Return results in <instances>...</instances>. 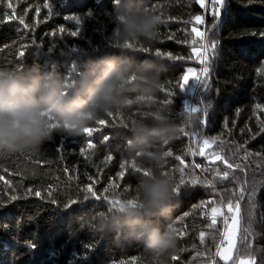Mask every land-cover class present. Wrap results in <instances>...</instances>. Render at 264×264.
<instances>
[{
	"label": "trees",
	"instance_id": "1",
	"mask_svg": "<svg viewBox=\"0 0 264 264\" xmlns=\"http://www.w3.org/2000/svg\"><path fill=\"white\" fill-rule=\"evenodd\" d=\"M206 1L202 7L200 0H146L162 18L159 34L154 42L135 44V49L147 48L148 53H129L140 62L160 51L163 55L159 58L167 67L159 100L167 101L182 132L163 146L171 153L163 171L171 172L179 183V169L183 168L186 181L198 177L215 185L181 186L170 217L177 229V245L167 264L217 261L225 227L222 217L213 228L208 227L211 207L229 202L235 205V193L241 186L246 192L241 201L237 254L248 257L250 252L256 264H264V0H225L222 6ZM117 6L115 0H0V68L26 70L36 66L41 72L52 71L72 79L91 59L121 55L110 38ZM216 7L220 8L219 17L214 16ZM196 16L204 23H198ZM196 27L206 34L205 40L192 31ZM73 31L78 34L70 35ZM213 42L215 51L211 47L208 50V88L194 79L180 89L189 68L201 75L205 66L201 63L202 45ZM192 85L196 89L189 92ZM191 107L199 111L190 113ZM137 115L134 107L107 116L105 126L93 122L90 127L99 130L91 137L96 147L89 150L91 160L87 162L79 152L87 146L85 133L54 132L40 146L23 152H0V264H156L143 245H118L111 236L99 233L93 222L101 209H94L99 202L84 199L89 195L85 192L89 185L109 199L114 193L128 198L134 194L141 176L128 165L135 161L138 167H148L132 153L126 144L127 133L118 132L116 125L121 121L127 124ZM104 136L109 137L107 142ZM205 139H215L216 143L204 148ZM201 148L207 153L219 152L241 168L227 169L220 161L213 164L208 157L194 155ZM109 155L112 160L106 161ZM125 162V169H120ZM217 170H227L231 175L220 180L215 175ZM120 171L125 172L124 177L119 176ZM29 189L33 193L25 195ZM35 191L41 196H35ZM253 192L254 208L248 199ZM13 195L16 200H11ZM250 211L254 214L252 234L244 242L243 229L249 225ZM166 222L160 220L161 224ZM201 232L205 233L203 242ZM246 243L250 249H245Z\"/></svg>",
	"mask_w": 264,
	"mask_h": 264
},
{
	"label": "clouds",
	"instance_id": "2",
	"mask_svg": "<svg viewBox=\"0 0 264 264\" xmlns=\"http://www.w3.org/2000/svg\"><path fill=\"white\" fill-rule=\"evenodd\" d=\"M117 5L110 38L121 55L91 59L72 79L36 66L0 68V152L40 146L54 132L81 135L110 113L135 107L137 117L116 128L127 133L126 144L146 163L147 175L138 179L131 198L114 193L112 199L119 197L120 203L97 210L93 222L114 243L141 244L156 264H167L177 245L170 217L180 191L173 174L163 171L168 157L163 146L182 129L167 102L159 100L166 65L157 56L137 62L129 55L137 42L157 39L162 18L146 0H117ZM161 219L169 222L161 224Z\"/></svg>",
	"mask_w": 264,
	"mask_h": 264
},
{
	"label": "snow or ice",
	"instance_id": "3",
	"mask_svg": "<svg viewBox=\"0 0 264 264\" xmlns=\"http://www.w3.org/2000/svg\"><path fill=\"white\" fill-rule=\"evenodd\" d=\"M116 4H117V0H115ZM201 6L203 7L204 4V0H200ZM214 5H223L225 3V0H213ZM10 6V5H9ZM220 8L216 7L214 10V16L215 17H219L220 16ZM195 20L200 23L203 24L204 20L201 16H196ZM76 22L77 24H79V19L76 18ZM21 24H23V20L20 21ZM25 28L28 27V25H24ZM61 31H64L63 29H61ZM193 32H195V35L200 39V40H205L206 34L204 32H200L198 30H196L195 28L192 30ZM77 31H73L70 33V35L75 36L77 35ZM255 35V34H253ZM262 36H264V33H261ZM193 43H195V41H193ZM130 48L133 47L131 44L128 45ZM202 47L204 48V52L200 53V55L203 57V59H201V63L205 64V66L201 69V75H192L191 77H189L188 75H185L183 77V83L179 84V88L183 89L185 87V85L189 82L190 79H196L199 80L203 83V86L205 89L208 88V83L206 80V77L209 73V68L207 67V61H208V50L209 47H211V49L213 50V52L216 49V44L213 42L210 45L208 43H205L202 45ZM134 51H142L145 53H148L150 50L147 48H139V49H135ZM21 57H23L24 52L20 53ZM163 54L160 51H156L155 52V56L160 57ZM169 59L172 60H176L179 59V57H173V56H169ZM264 71V70H262ZM189 73H193L194 69L189 68L188 69ZM167 102V101H166ZM257 108L260 107V105L256 106ZM199 109L196 107H191L189 109L190 113H196L198 112ZM113 113H110L108 115V117H112ZM96 123H98L101 126H105L107 124V121L104 120H99L96 121ZM121 124H123V121H121ZM115 127V126H114ZM99 129H94L92 127L86 128L84 130V133L86 134L87 137H89V139L87 140V146L86 147H81L79 149V152L81 154V156L85 159V161H90L91 160V155L89 153L90 149H94L96 147V145L93 143V140L91 139V137L93 136L94 131H98ZM185 135H187V133H185ZM104 141L107 142L109 140L108 136H104L103 137ZM216 143L215 139L212 140H208L205 139L203 140V145L204 148H210L213 144ZM204 148H201V150L199 151V153H194V155H199L201 157H208L210 163H215L217 161L222 162L227 169H240L241 165L240 164H232L229 163V161L223 156L221 155L219 152H213V153H207L205 152ZM191 151V149H190ZM139 155V154H138ZM168 156H171V153L168 152ZM247 158V157H245ZM112 160V156H107L106 157V161H111ZM181 164H183V161L181 160ZM120 169H125L126 167V162L125 163H121L119 165ZM128 167L130 168V170L135 173L138 174L140 176L143 175H147V170H145L144 168L138 167L136 162L133 161L130 165H128ZM195 167L199 168L200 165L196 164ZM180 173H181V177L179 180V183L177 185V190L181 191V186L185 185V184H192V185H197V184H207V185H212L213 188L215 187V185L213 184L212 181L210 180H200L198 177H193L190 180L186 181L184 178V169L180 168L179 169ZM216 177L219 178L220 180H227L231 173L227 170L221 172L219 170L216 171L215 173ZM119 176L124 177L125 176V172L124 171H120L119 172ZM233 179H236V177H233ZM246 184V182H245ZM105 191L107 192L108 190L105 189ZM85 192L88 193L89 195L84 196V199H89V198H94L96 201H98L99 203L96 204L94 206V209H98V208H103L105 206L108 205H113V204H118L120 203L119 198L113 200V199H109V197L107 195L101 197L97 194V192L92 190L91 185H89L86 189ZM245 192H246V187L245 186H241L239 188V192L235 193V195H238V199L235 201V205L233 206L232 202H229L227 204V210L229 213H234L231 216V224H229V217L226 216L223 212V210L220 207H211V211H210V215H211V223L208 225L209 228H213L216 223H217V217L218 216H223L224 217V224H225V230L222 233L223 239L220 241V245L217 247V251H216V256H218L220 258V260L224 261V264H228L229 261H233V264H256V259L254 256L251 255V253L249 252V256L248 258H243L240 257L238 260L234 261L233 260V250L236 248V237H237V232L239 230V225H240V212H241V201L244 200L245 197ZM33 193L32 189H29L25 195H31ZM35 196L40 197L41 196V192L40 191H35L34 193ZM49 195H51V193H49ZM17 197L15 195H13L11 197V200H16ZM249 199V203L251 205V207H255V205L252 203V201L254 200V192L252 194H249L248 196ZM52 203H55V200L52 201ZM75 203V201L73 202ZM129 203H134L133 200H130ZM208 204H214L215 201H208ZM185 215H188L187 213H185ZM254 220V214L250 211L249 212V225L247 227H245L243 229V237H242V241L247 242L249 236L252 234V222ZM177 231V229H176ZM178 235V233H177ZM205 239V233L201 232L200 233V240L201 242H203ZM225 241L227 242L226 246H223L225 244ZM251 245L246 243L245 244V249H250ZM173 260H176L177 257L173 256L172 257ZM213 264H215V262H213Z\"/></svg>",
	"mask_w": 264,
	"mask_h": 264
},
{
	"label": "rangeland",
	"instance_id": "4",
	"mask_svg": "<svg viewBox=\"0 0 264 264\" xmlns=\"http://www.w3.org/2000/svg\"><path fill=\"white\" fill-rule=\"evenodd\" d=\"M206 2H207V1L204 0V5H205V6H206ZM195 29L201 32V30H200L199 28L196 27ZM191 69H193V68H191ZM186 75H188L189 77H191L192 75H197V73H196V70L194 69V72H193V73H189V72L187 71ZM192 81H194V79H190L188 83L191 85ZM194 89H196V87L192 85V86H189L188 91H189V92H193ZM227 204H228V203H227ZM227 204H225V205H221V206H219V207L223 210L224 214H225L226 216L229 217V224H231V216H232L234 213H229V212H228V210H227ZM233 206H234V205H233ZM220 217H222V218L224 219L223 216H218L217 219L220 218ZM240 217H241V212H240ZM223 221H224V220H223ZM224 227H225V224H224ZM224 230H225V228H224ZM240 231H241V219H240L239 230H238V232H237V237H236V248L233 250V253H232V255H233V260H234V261L238 260L240 257L248 258L247 256H244V255H240V256H239V255L237 254V247H238V243H239V235H240ZM226 244H227V242L225 241V244H224L223 246H226ZM213 262H215V264H224V261L220 260L219 257L217 258V261H216V259H215V260H213V261H211V262H207V263H204V264H213ZM228 264H233V261H229Z\"/></svg>",
	"mask_w": 264,
	"mask_h": 264
},
{
	"label": "bare ground",
	"instance_id": "5",
	"mask_svg": "<svg viewBox=\"0 0 264 264\" xmlns=\"http://www.w3.org/2000/svg\"><path fill=\"white\" fill-rule=\"evenodd\" d=\"M8 170V169H7Z\"/></svg>",
	"mask_w": 264,
	"mask_h": 264
}]
</instances>
